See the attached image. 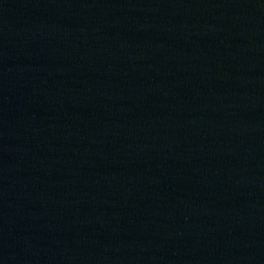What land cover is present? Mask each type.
<instances>
[{
  "label": "water",
  "instance_id": "1",
  "mask_svg": "<svg viewBox=\"0 0 264 264\" xmlns=\"http://www.w3.org/2000/svg\"><path fill=\"white\" fill-rule=\"evenodd\" d=\"M0 264H264V0H0Z\"/></svg>",
  "mask_w": 264,
  "mask_h": 264
}]
</instances>
